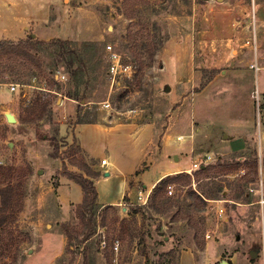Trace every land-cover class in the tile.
<instances>
[{
    "label": "rangeland",
    "instance_id": "374dc122",
    "mask_svg": "<svg viewBox=\"0 0 264 264\" xmlns=\"http://www.w3.org/2000/svg\"><path fill=\"white\" fill-rule=\"evenodd\" d=\"M252 4L0 0V40L46 42L32 50L39 60L0 58V188L13 186L0 264H47L62 250L48 264H180L187 246L198 264H264L254 204L264 193V69L253 68L242 39L255 32ZM108 44L128 71L113 74ZM116 121L152 124L158 153L164 135L174 136L172 162L212 161L158 198L148 188L133 204L98 201L83 221L84 191L67 172L94 160L77 143L78 126ZM88 229L96 234L84 241Z\"/></svg>",
    "mask_w": 264,
    "mask_h": 264
},
{
    "label": "crops",
    "instance_id": "0c3cea01",
    "mask_svg": "<svg viewBox=\"0 0 264 264\" xmlns=\"http://www.w3.org/2000/svg\"><path fill=\"white\" fill-rule=\"evenodd\" d=\"M252 1L251 11L255 12L257 18L255 28L257 49L255 50L251 45L249 52L252 58L251 63L257 64L258 69H264V0ZM244 10L246 12V8ZM249 13L250 11L247 10L244 14L245 17ZM241 22V29L238 34L244 32L246 34L247 30H250V24L243 19ZM245 36L242 38L243 46L249 47L250 44L246 42L249 37ZM258 62L263 63V65H259ZM155 141L156 131L152 124L138 125L135 122L116 121L112 124L82 123L78 126L77 143L84 154L94 160L91 164L93 169L101 172L94 183L98 190V201L102 206L120 205L121 202L133 204L144 190L152 189L162 178L183 172L187 168L185 166L189 167L192 164H180V162L171 161L170 154L172 157H176L175 151L179 147L174 136L166 134L162 138L165 154L155 151L158 147L155 146ZM104 157H107L112 163L108 175H106V171H102L100 166V161ZM155 165L159 168L152 170L151 166ZM255 203L259 204L258 207L262 213V227L264 226V193L262 198L257 199ZM262 240L261 245L264 248V236ZM63 253L64 250L47 260L46 263L48 264ZM196 256V251L187 246L180 254V264H198Z\"/></svg>",
    "mask_w": 264,
    "mask_h": 264
},
{
    "label": "trees",
    "instance_id": "16d2710c",
    "mask_svg": "<svg viewBox=\"0 0 264 264\" xmlns=\"http://www.w3.org/2000/svg\"><path fill=\"white\" fill-rule=\"evenodd\" d=\"M42 44L44 45L46 44V42L43 40H39L37 37H34L33 35H30L27 38L21 39L17 42H14L12 40H0V58L6 56V54H10L12 59L21 57L23 59H30L31 61L39 60L36 57V55L32 52V50L36 49L38 45H42ZM69 63L70 65H72L73 60L71 59ZM1 65L3 64H0V67ZM3 72H4V68L2 67V71L0 75H3ZM49 89L53 90L52 87H50ZM68 95L71 98H75L79 100V96L76 93L69 92ZM41 99H42L41 96H38L36 98V102H33L32 107L34 108L37 107ZM51 103H52L51 100L46 101L43 104L44 109L47 108L48 105H50ZM81 170L83 172L68 171L67 173L72 179H75L82 186V189L84 191V199L83 202L80 203V207H79L83 214L81 218L84 221L86 218H85V211L83 209L98 203V190L94 183V180L101 175V172L96 171L95 169H93L91 165H88L85 162L82 165ZM199 170L206 171L207 165L200 168ZM186 178L189 179L190 176L184 174V172H180L174 175L173 174L167 175L166 177L162 178L159 182L155 184L152 190V197L158 198L159 196H161L160 194H163V192L167 191V188L172 183H177L186 180ZM12 193H13V186L11 185L2 186L0 188V198H1L0 227L3 226L9 219V215H10L9 206L11 205L12 202ZM125 199H127V196H125ZM109 206H113V205H109ZM66 232H67L66 235L69 238V246L72 247L71 242L73 237L70 231L67 230ZM95 234H96V229H90V230L88 229L83 240L84 241L89 240V238H92Z\"/></svg>",
    "mask_w": 264,
    "mask_h": 264
},
{
    "label": "built area",
    "instance_id": "2783aa9c",
    "mask_svg": "<svg viewBox=\"0 0 264 264\" xmlns=\"http://www.w3.org/2000/svg\"><path fill=\"white\" fill-rule=\"evenodd\" d=\"M253 15L255 16V12L253 13ZM255 24H256V21L254 20ZM246 42L250 45L253 46V48L256 50L257 49V43H256V36H255V32L253 34V36L249 37ZM107 49L109 51V53L111 54V57H112V61H113V64L111 66V71L113 72V74L116 76L117 74L119 73H122V72H125V71H128L131 67L126 65V66H123L121 64V56L119 53H117L114 48H113V45L112 44H108L107 45ZM253 67H255L256 69H258L259 67L257 66V64H253ZM18 88V84H12L10 86V89L11 90H16ZM40 89H43V90H47V88L45 87H40ZM48 91H51V92H56L55 90H48ZM67 98V97H66ZM62 100V103L65 102V96H64V99H61ZM105 107L106 108H109L110 107V103H106L105 104ZM212 161V156L209 155V154H206L200 158H198L197 160H194L192 162V164L188 167V168H185L183 170V172H186L187 174H189L190 176L194 177V172L197 171L198 169H200L203 165H206L207 163L211 162ZM100 166H101V169L102 171H106V172H109L110 171V168L112 166V163L110 162V160L107 158V157H104L101 159L100 161ZM170 193H172V190L170 189ZM142 195V193H141ZM147 201V200H146ZM145 203V202H143ZM217 215L219 216H225V207L224 206H221V207H217ZM115 248H118V244H116ZM263 255H264V248H263ZM51 264H55V263H51Z\"/></svg>",
    "mask_w": 264,
    "mask_h": 264
},
{
    "label": "water",
    "instance_id": "95a60500",
    "mask_svg": "<svg viewBox=\"0 0 264 264\" xmlns=\"http://www.w3.org/2000/svg\"><path fill=\"white\" fill-rule=\"evenodd\" d=\"M169 89V87H168ZM8 122H11V123H16L17 122V117L12 113V112H4ZM9 145L12 147L13 146V143L10 142ZM205 165H203L202 167H204ZM40 172H42V170H40ZM109 173L106 172V175H108Z\"/></svg>",
    "mask_w": 264,
    "mask_h": 264
}]
</instances>
